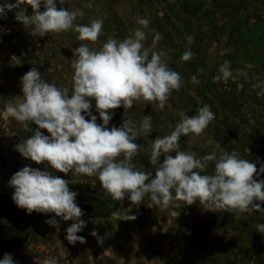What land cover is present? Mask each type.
I'll list each match as a JSON object with an SVG mask.
<instances>
[{
  "label": "rangeland",
  "instance_id": "374dc122",
  "mask_svg": "<svg viewBox=\"0 0 264 264\" xmlns=\"http://www.w3.org/2000/svg\"><path fill=\"white\" fill-rule=\"evenodd\" d=\"M6 2L15 0H0V5ZM88 4L92 6L86 7ZM184 4L198 8V14H185ZM61 7L84 13L75 21L77 24L103 21V35L94 44L89 43L94 50H99L110 36L117 40L131 36L141 27L138 17L148 19L144 46L152 47L155 33L161 34L154 50L164 52L168 67L182 78V87L171 93L162 111L143 100L134 102L130 109L113 110L109 129L121 127L124 120L139 126L144 116L152 117L153 131L135 141L141 145L133 158L138 170L151 172L155 178V167L149 161L151 142L174 130L181 111L191 117L199 107L208 105L214 121L200 136H182L179 150L198 157L214 151H236L256 164L259 172L264 165V0H65L64 4L57 0V9ZM21 8L32 15L30 6ZM40 10L44 11L43 4ZM15 12L7 11L0 18V193H14L9 185L11 177L28 166L69 181L73 189H80L79 199L94 197L101 189L97 187L98 177L75 172L65 175L46 163L38 165L23 158L16 145L29 138L37 125L30 123V130H25L5 112L7 102H17L23 96L21 78L32 67L46 82L68 87L71 96L74 50L88 42L79 41L74 30L33 36L31 28L15 19ZM188 36L193 37L191 44ZM188 50L194 55L183 61L181 57ZM225 61L231 62L232 76L213 82ZM91 103L92 115L102 124L95 101ZM213 171L214 162H210L207 173ZM254 178L264 180V174ZM148 203V197L140 205H133L127 197L115 201L113 212L120 211L121 217L135 215L134 221L112 215L82 219L86 227L77 235L85 238L83 244H70L66 239V229L74 221L51 214L32 218L29 228L20 234H10L7 226H0V259L8 254L14 264H43L45 259H55L57 264H264V233L258 229L264 224V211L213 213L204 211L199 202L187 206L177 201L179 208L170 205L167 209L156 205L149 208ZM173 211L180 212L179 217H173ZM53 218L58 228L46 223ZM93 231L102 243L91 235Z\"/></svg>",
  "mask_w": 264,
  "mask_h": 264
},
{
  "label": "clouds",
  "instance_id": "9594fccd",
  "mask_svg": "<svg viewBox=\"0 0 264 264\" xmlns=\"http://www.w3.org/2000/svg\"><path fill=\"white\" fill-rule=\"evenodd\" d=\"M59 2L64 4L65 0ZM25 4L31 7V16L21 8ZM42 4L44 11L40 10ZM13 10H16L15 19L25 28H31L33 36L74 30L79 41L88 42L74 50L71 96L68 87L46 82L37 68L32 67L21 78L23 96L17 102L6 103V114L23 124L25 130H30V123L37 125L29 138L16 145L15 150L23 158L38 165L46 163L53 171L65 175L75 172L96 176L105 194L114 201L122 202L127 197L133 205H140L148 197L149 208L153 205L164 209L170 205L179 208L180 204L176 203L179 201L187 206L199 202L204 211L213 213L264 211L261 208L264 180L254 178L264 174V165L258 172L256 164L241 158L236 151L219 154L214 151L198 157L195 153L179 150L182 136H200L214 121L215 115L208 105L199 107L191 117L181 111L174 130L151 142L149 161L155 167V178L151 172L138 170L133 163L141 150V145L135 141L141 134L153 131L151 115L144 116L139 126L132 120H124L121 127L108 128L113 110L120 107L127 110L134 102L143 100L162 111L171 93L182 87L180 74L170 69L164 59L166 54L154 50L162 39L161 34L153 30L152 47L144 46L148 19L138 17L137 23L141 27L134 29L131 36L123 40L110 36L99 50H94L89 43L94 44L103 35L102 20L77 24L75 21L84 13L63 7L58 10L57 0L6 2L0 5V18ZM187 41L191 44L193 37L188 36ZM193 55L188 50L181 59L189 61ZM230 64L225 61L220 66V74L213 82L232 76ZM196 80L193 75L192 81ZM93 100L102 124H98L97 117L92 115ZM85 114L91 118L86 119ZM41 130L50 135H44ZM210 162H214L211 174L207 173ZM9 185L14 188L12 200L18 208L28 214L54 213L64 221H74L66 229L67 241L70 244L86 243L83 236L77 235L86 223L81 219L84 213L76 203L77 193L69 189V181L47 170L25 166L11 177ZM257 201L259 203H254ZM111 215L125 221L137 218L127 214L121 217L120 211ZM171 215L179 217L180 212L173 211ZM46 223L58 228L55 218ZM258 229L264 233V224L258 225ZM91 235L98 238V243L103 242L97 232L93 231ZM0 264H14V261L5 254ZM43 264H57V261L45 259Z\"/></svg>",
  "mask_w": 264,
  "mask_h": 264
},
{
  "label": "trees",
  "instance_id": "16d2710c",
  "mask_svg": "<svg viewBox=\"0 0 264 264\" xmlns=\"http://www.w3.org/2000/svg\"><path fill=\"white\" fill-rule=\"evenodd\" d=\"M182 11L190 17H194L198 14V8L191 7L188 4L182 6ZM101 189L95 191L94 197H82L79 199V193L77 189H73L69 185L70 191L77 193L76 203L83 211L84 215L81 219L88 218H107L111 216L115 201L105 194L100 183L97 187ZM98 189V188H97ZM88 193V191H86ZM12 192L0 193V226H7V232L10 234H20L25 228H29L28 224L32 218L42 216V213L33 212L28 214L26 210L18 208L12 200ZM51 214L55 217L54 213ZM59 218V217H55ZM28 230V229H27ZM13 240V239H11Z\"/></svg>",
  "mask_w": 264,
  "mask_h": 264
}]
</instances>
